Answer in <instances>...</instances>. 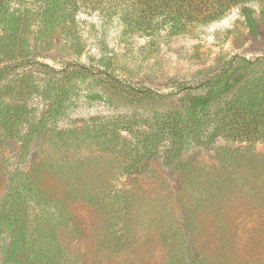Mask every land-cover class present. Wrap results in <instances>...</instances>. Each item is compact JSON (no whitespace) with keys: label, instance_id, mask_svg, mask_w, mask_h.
<instances>
[{"label":"trees","instance_id":"obj_1","mask_svg":"<svg viewBox=\"0 0 264 264\" xmlns=\"http://www.w3.org/2000/svg\"><path fill=\"white\" fill-rule=\"evenodd\" d=\"M260 1L36 0L35 21L39 33H44L61 22L73 24L78 11L89 9L114 16L132 34L153 37L161 30L208 25L237 8L248 36L256 39L261 32L255 6ZM24 3L0 0V41L8 39L13 46L5 48L7 64L0 67V88L12 82L16 70L34 62L28 66H35L42 76L38 92L46 108L41 117L29 118L23 100H14L6 101L0 112V142L11 138L19 155L11 169L3 171L5 161L0 162L4 183L0 264H103L134 251L145 237L162 248L163 264H241L237 222L249 213L259 219L262 238L258 259L250 263L264 264V153L254 149L255 143L264 142V56H234L195 86L168 80V86L178 88L174 93L137 88L109 73L107 63H102L105 71L96 79L86 69L62 72L31 61L32 51L21 43L27 19L21 8ZM59 73L66 82L87 74L100 84L97 95L104 102L122 97L148 112L147 129L138 131L133 148L123 134L133 132L131 120H137L136 115L94 132L104 146L115 144L106 150L122 156L118 165L123 171H68L73 164L61 151L67 147L64 135L48 130L70 99V86L55 78ZM23 75L21 84L27 85L29 78L23 81ZM201 88L203 94L192 93ZM12 92L17 100L22 94ZM21 124L27 125L23 132ZM51 133L55 155L62 152L60 163L42 157L41 145ZM79 137L75 141L87 138ZM219 140L224 144L214 147L210 164L186 159L183 153L189 148H212ZM160 147L164 167L177 171L129 170L144 167L142 162L156 156ZM73 205L86 207L92 218L90 257L74 247L82 231L73 217Z\"/></svg>","mask_w":264,"mask_h":264},{"label":"rangeland","instance_id":"obj_2","mask_svg":"<svg viewBox=\"0 0 264 264\" xmlns=\"http://www.w3.org/2000/svg\"><path fill=\"white\" fill-rule=\"evenodd\" d=\"M36 3V0H26L21 6L27 17L23 21L25 26L24 33L20 36L21 43L32 51L31 61L46 63L62 72L86 69L89 74L95 75L96 79L100 77L99 72L105 71V67L101 66L102 63H107L109 73L137 88L174 93L178 88L168 86V80L177 81L181 85L195 86L210 75L219 63L234 56H243L247 59L264 56V0L255 6V17L259 21L261 32L256 39L248 36L237 8L231 9L208 25L198 27L188 25L177 30H161L153 37L130 33L112 15L106 16L97 11L82 9L75 15L73 24H70V21L61 22L51 26L46 32L39 33V26L35 21ZM8 47L9 50L13 49L8 39L0 41V67L7 64V58L3 55L5 48ZM33 63L30 62L28 65ZM12 65H17V62ZM28 65L26 68L16 70L18 75L11 79L12 82L0 88V112L5 110L6 101L23 100L29 118L32 116L39 118L44 113L46 103L41 100L38 92L40 89L38 84L41 83L42 86L44 82L42 76L36 72L35 66L29 68ZM25 71L26 75H23ZM22 75L23 81L29 78V81H26L27 85L21 84ZM61 75L63 74L59 73L55 78L70 86V99L66 102L62 114L51 120L48 130L53 132L54 129L64 135L62 141H66L63 143H67V147H62L61 151L64 150L70 164H73L68 171L76 169L77 171H123L118 165V160L122 156L116 151H107L115 144L112 142L109 146H104L103 142H100L102 137H98L94 132L105 125L116 123L117 120L120 122L131 120L130 118L136 115L139 118L131 120L133 132L123 134L133 148L138 131L147 129L148 112H143L144 110L138 109L139 107L132 104L131 100L122 97L112 96L111 103L104 102L98 96L101 91L100 84L94 82L87 74L85 77H79V81L74 77L73 82H77L73 87L71 86L73 84H70L73 83L72 80L66 82L60 79ZM12 91H22V94L18 95V100L11 97L14 94ZM204 92L205 89L201 88L192 93ZM26 128V124L19 126L21 132ZM87 131H92L88 137ZM80 134H85L87 138L83 139V142L75 141L76 138H81ZM74 135L76 138L73 137ZM52 136L53 133L47 135L41 145L42 150L45 149L42 157L48 160L54 158L55 163H60L63 160L62 152H57L55 155L50 141ZM223 144L224 142L219 140L212 148H189L183 153L186 159L193 158L210 164L213 162L214 147ZM254 149L259 154L264 153V142L255 143ZM162 150L160 147L155 153L156 156L142 162L145 163L144 167L140 165L129 170L135 171L139 168L137 171H177L172 167H164ZM30 155L26 156L27 163L32 158ZM17 158H19L17 143L11 138L0 142V162L5 161L6 165L3 171L14 167ZM1 166L2 164L0 171ZM27 166L28 164L25 167ZM2 180L0 175V196L4 188ZM171 180L168 175V181L174 186ZM73 217L82 231L74 247L80 255L90 257L93 253L90 212L84 206L73 205ZM238 224L237 230L242 240L239 245L238 261L241 264H251L250 262L258 259L257 252L262 239L258 230L259 219L249 213L245 218L239 216ZM163 261L162 248L155 240L145 237L134 251H129L103 264H163Z\"/></svg>","mask_w":264,"mask_h":264}]
</instances>
